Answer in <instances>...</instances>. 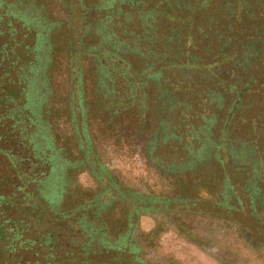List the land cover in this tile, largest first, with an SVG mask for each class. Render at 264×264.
I'll return each instance as SVG.
<instances>
[{"label": "trees", "instance_id": "trees-1", "mask_svg": "<svg viewBox=\"0 0 264 264\" xmlns=\"http://www.w3.org/2000/svg\"><path fill=\"white\" fill-rule=\"evenodd\" d=\"M21 1L0 0L2 78L14 73L0 88V264H150L142 247L154 243L174 211H211L234 222V212L248 210L257 234L239 223L236 233L264 249V140L260 145L256 133L264 112V0H59L70 9L61 33L66 42L55 41L59 63L52 43L59 24L37 0H31L34 10L28 5L24 12L17 9ZM94 6L101 17L94 16ZM92 29L108 48L93 46ZM26 54L32 56L27 63L21 57ZM81 56L94 69L72 61ZM55 65L63 71L59 81ZM138 73L146 76L135 81ZM120 101L124 105L113 111ZM254 105L259 109L245 138L235 136L236 113L243 122L241 114L254 112ZM133 117L147 166L166 181L160 193L125 186L98 152L99 132L104 139H125ZM206 132L214 143L224 137L228 163L208 157L215 148L205 146V160L180 169L170 156L173 148L187 160L188 148L196 153ZM239 142L253 143L252 160L242 155L233 169L230 155L241 151ZM158 146L167 160L156 157ZM82 171L93 187L78 183ZM203 192L211 202L205 203ZM53 194L57 199L50 203ZM143 214L158 218L138 233Z\"/></svg>", "mask_w": 264, "mask_h": 264}, {"label": "rangeland", "instance_id": "rangeland-1", "mask_svg": "<svg viewBox=\"0 0 264 264\" xmlns=\"http://www.w3.org/2000/svg\"><path fill=\"white\" fill-rule=\"evenodd\" d=\"M72 1L74 2V0ZM37 2L40 5L42 4V6H44L45 9L44 14L48 18L59 24L57 25V30H58L57 33H59L60 36H58L57 39L53 37L54 41L52 42L54 44L53 50L55 57L58 58L60 57V54L58 53V50H56L57 43H55V41L62 40L64 43L66 42L67 34L64 39L61 33L65 31L64 22L66 21L67 18L66 15L69 14L70 9L67 10L61 7V5L58 3L59 0H37ZM110 3L112 4V2ZM28 5L31 6V0H23L17 6V9L24 12V10L27 9ZM31 8L32 10H34L35 6L32 5ZM92 11L96 12L94 13L95 17L99 18L102 16V12L98 7L94 6V8H92ZM157 15L158 14H156V16ZM109 16L112 15L110 14ZM90 20H91V16L87 18V22ZM77 26L78 23H75V27L74 29H72L73 32L77 28ZM22 32L23 30L19 28L18 31L19 36L23 34ZM92 32H93V40L91 42L93 46L94 47L98 46V48L100 49L108 48L109 46L108 43L102 42L100 33L95 32L93 29ZM110 32L113 39L115 40L120 39L118 35L115 34L114 30H110ZM182 33H183L182 27L179 26L176 27L175 35L177 36L178 39L180 38ZM184 36L187 37V35ZM29 38H28V43L31 42L32 40V44H33V37H31L30 39ZM70 45H73V42ZM21 57L22 60L24 59L23 61L27 63L32 56L30 54L29 55L26 54V55H22ZM81 58L82 59L79 61H77L78 59H73L72 61L77 62L78 65L82 69L85 68L86 71L87 69H89V66L91 67V70L94 69V66L93 65L91 66L92 62L90 61L87 62L84 56H81ZM59 62H62V58H58L57 63ZM25 69H27V67H25ZM61 69L62 68L59 67L58 65L54 66L53 76H55V79H57L58 81L64 78L63 71H61ZM3 71H2V66L0 65V81L1 80L3 81L0 84V88H6L9 85L10 80L14 79L13 72H9L5 78H2ZM15 72H17V70ZM123 72L124 74L127 75L126 70ZM144 76H146V74L138 73L135 76L136 79L134 80L137 81L139 79H143ZM19 77H21L20 73H19ZM15 79L17 82L16 75H15ZM42 81L43 80L41 79V77L38 76L37 85H38L39 94H41L42 92L41 88L42 85H44ZM171 81L170 80L168 81L170 82L168 85L170 89L174 90L176 89L177 82L176 81L171 82ZM37 99H39L40 101L43 98L41 96H38ZM39 101H37V103ZM260 102L261 105L263 106L264 97ZM34 103L36 104V101ZM123 103L124 102L120 101V103L112 104L113 111H115L119 107H122L124 105ZM253 108H254V112H245V113L243 112L241 114V117L242 116L245 117V120L243 122L238 119L240 117V113H236V118L231 123L232 124L231 129L235 134V136L237 135L241 138H245L247 126L249 127L251 119L254 117V115H256L255 109H259L255 107V105L253 106ZM0 109H2V107H0ZM132 120H133L132 123H128L129 125L131 124L132 127H130L131 129L130 132L128 133V137L126 140L122 138L116 139L111 137L104 139L105 135H102L101 132H99L100 136L103 139L102 138L98 139L97 142L98 152L100 153L104 165H106L109 168L110 172L116 176L119 182H121L125 186H128L134 190H139L142 192L160 193L166 187L165 186L166 181L163 179L161 175H159L155 170H153V168L147 166L146 164L147 157L141 149L142 138L141 136L137 138L136 135H134L136 133L135 129L139 127L140 123L136 117H133ZM141 120L144 121V116L141 117ZM261 120L262 122L257 124V129H256V133L258 134L257 138L259 140L258 142H260V145L263 144L262 141L264 140V112L261 117ZM181 121L183 123L186 122L183 119V117H181ZM89 122L91 123L90 120ZM236 122L239 123L237 124ZM66 128H67L66 126L61 125L58 131L66 132L67 130ZM224 129H222L221 131L222 132L221 136L224 137L226 136V138H229V136L227 137V134H225ZM213 133L214 136H216L217 132L213 131ZM209 136L210 135L207 132L202 133L200 141H203V145L202 147L200 146L199 148L196 149V153H194L195 149L188 148L189 158L187 160H185V158L183 157L185 154L182 155L181 153L176 152V149L173 148L172 153H170L172 160L176 161L179 164L180 169L184 170L187 168H192L196 165L197 160L200 161L205 160V152H207V148H205V146H210L211 149L215 148V152L210 153L209 154L210 156L208 157H211L214 161H218L220 165H222L223 163H228L229 161L227 155L228 145L224 142V137L220 138V140H218L217 143H214L209 139ZM197 139H199L198 136ZM232 140H233V144H235L236 146V139L233 138ZM6 144L11 145L9 141H7ZM237 146H240L241 151L239 149H236L230 155L231 160L234 163L233 169L236 168L235 160L240 159L242 155L247 156V160H252V152L254 150L252 142L251 143L239 142ZM170 149L172 148L170 147ZM156 150H157V154L159 153L156 156L157 158L159 159L163 158L164 161L168 159L167 156L164 155L165 153L161 148V146L156 147L155 151ZM208 157L206 160L211 159V158L209 159ZM219 172L220 171L218 170V168H216L215 173L218 174ZM77 181L83 187L94 186L93 179L86 171H82L79 173L77 177ZM55 185L57 186L56 193L60 192L62 188L61 183L58 182L57 180L55 182ZM263 186L264 184H262V188ZM203 195H205L203 200L205 201L206 204L207 202H211L209 201L211 200V196L209 195L207 196L205 192H203ZM50 199H51L50 203H54L57 199V195L54 196L50 195ZM237 207L238 204L236 203V209ZM210 212L211 211L205 213L174 211L171 216L172 218H165L168 220L167 222L168 227H165L162 230V233L157 236V238L154 240V243H151L147 247L145 246L142 247V251H141L142 256L150 264H264V249L261 250L255 249L252 245H250L246 240L238 236V234L236 233L235 224L239 223L242 224V226L248 227L249 229L252 228L250 230H253V233L255 235L257 234V229H256L257 225L255 224L256 222L254 221L253 218H251V216H249V214H246L249 212L248 210H245L243 212L242 210H240L239 212L238 211L234 212L233 220L235 223L233 221H230V219L224 220L218 216H215L212 212L211 213ZM157 218H158L157 216H152L147 214L141 215L138 221V229L136 231L138 233L148 232L155 225ZM261 225L264 227L263 218H261ZM137 232L136 235L139 238V234ZM193 236H195V238H192ZM254 237L257 239V236ZM194 239L199 241H195Z\"/></svg>", "mask_w": 264, "mask_h": 264}, {"label": "flooded vegetation", "instance_id": "flooded-vegetation-1", "mask_svg": "<svg viewBox=\"0 0 264 264\" xmlns=\"http://www.w3.org/2000/svg\"><path fill=\"white\" fill-rule=\"evenodd\" d=\"M90 120H93V118H90ZM79 123H80V128H81V126L83 125V119L82 118H80ZM85 123H87V122H85ZM126 139L127 138H125L124 140H126Z\"/></svg>", "mask_w": 264, "mask_h": 264}]
</instances>
